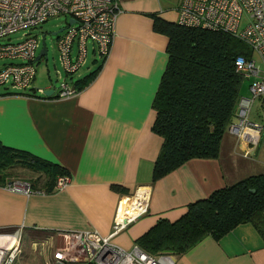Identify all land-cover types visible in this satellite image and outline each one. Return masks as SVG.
<instances>
[{"label": "crops", "instance_id": "0c3cea01", "mask_svg": "<svg viewBox=\"0 0 264 264\" xmlns=\"http://www.w3.org/2000/svg\"><path fill=\"white\" fill-rule=\"evenodd\" d=\"M116 1L120 12L110 53L102 61L91 51L94 67L74 78L73 85L97 72L77 94L59 98L56 92L44 97L29 95L30 91L4 94L11 89H0V143L56 164L71 177L68 186L50 193L24 195L0 185V232L21 228L22 252L14 264H27V252L37 246L45 264L55 263L60 232L97 231L129 250L157 219L174 221L189 203L264 173V146L253 147L226 130L216 158L189 159L152 183L162 144L152 131V103L167 63L168 44L167 36L154 29L153 17L174 22L179 0L170 18L160 0ZM248 95V89L240 91V96ZM258 101L264 108V101ZM256 102L249 115L253 122ZM17 170L8 179L30 180L41 191L50 185L47 174ZM141 186L150 191L148 212L113 234L120 199ZM126 202L124 198L119 215ZM172 257L174 264H264V238L251 223H241L218 239L206 236Z\"/></svg>", "mask_w": 264, "mask_h": 264}, {"label": "built area", "instance_id": "2783aa9c", "mask_svg": "<svg viewBox=\"0 0 264 264\" xmlns=\"http://www.w3.org/2000/svg\"><path fill=\"white\" fill-rule=\"evenodd\" d=\"M119 12L116 0H0V60H19V63L0 66V88L24 93L33 87L39 40L29 31L50 17L65 15L68 21L55 42L60 65V69H56V79L60 84L58 88L50 86V89L59 98L77 94L79 90L73 85L72 78L87 62L88 42L92 44V52L104 61L112 47ZM176 12V24L229 33L249 47L252 53L249 58L237 56L234 60L236 71L243 79L250 80L249 95L238 98L234 120L227 131L236 138L247 139L253 147L264 143V125L249 118L253 103L264 101V0H179ZM18 32L21 33L19 40H7ZM254 54L260 58L261 66H257ZM45 90L49 88H36L35 94L47 97ZM70 181V175H58L53 189H64ZM2 186L24 195L44 192L35 189L30 180L11 179ZM124 198L126 207L119 216ZM149 199V189L142 186L131 196L122 197L113 234L145 215ZM56 234L55 263L46 264H174L172 255L149 254L138 245L126 250L114 244L110 236H102L97 231ZM21 252V228L11 233L0 232V264H14Z\"/></svg>", "mask_w": 264, "mask_h": 264}, {"label": "trees", "instance_id": "16d2710c", "mask_svg": "<svg viewBox=\"0 0 264 264\" xmlns=\"http://www.w3.org/2000/svg\"><path fill=\"white\" fill-rule=\"evenodd\" d=\"M153 27L167 36L168 44L167 63L152 103V131L162 138L152 183L189 159L218 156L243 80L234 60L252 55L242 40L222 31L182 26L156 15ZM96 72L77 81L76 88L83 89ZM36 88L28 89L29 95L38 96ZM4 94L20 93L11 89ZM21 168L49 175L47 193L54 191L56 176L67 174L56 164L0 143V185ZM241 223H251L264 238V173L247 176L189 203L174 221L157 219L135 243L149 254L182 255L206 236L218 239Z\"/></svg>", "mask_w": 264, "mask_h": 264}, {"label": "rangeland", "instance_id": "374dc122", "mask_svg": "<svg viewBox=\"0 0 264 264\" xmlns=\"http://www.w3.org/2000/svg\"><path fill=\"white\" fill-rule=\"evenodd\" d=\"M178 0H160V5L164 10H168L169 14H167V17L170 18L173 16L172 10L177 5ZM68 21V17L65 15H58L50 17L48 20H46L44 23L36 26L35 28L30 29V34L35 35L39 40V47L36 51L38 54L42 37L44 36V41L47 49V58L41 57L40 60L35 61V69H36V77L33 82V85L36 87H47V86H54L55 88H58L60 81L56 79V69H60L59 61H58V52L56 49V39L58 36H60L61 32L56 33L61 28H64L66 26V23ZM243 25V22H242ZM21 38V33H15L9 36L7 40L11 42H16ZM6 40V39H5ZM92 44L88 42V48L89 53L87 55V66H83L80 71L73 76V78H77L78 75H82L83 73L87 72V69H91L94 67L90 64V60L92 59ZM253 58L256 60L257 66H261L262 62L260 58L257 56V54L253 55ZM6 63H19L18 59L15 60H9V59H2L0 60V66ZM88 67V68H87ZM250 83L249 79H243L241 83V91L243 93L247 92L248 85ZM3 89V88H0ZM249 94V92H248ZM255 103L257 106L254 108L252 112L253 119H255L256 123L264 125V108H262V103L260 101L256 100ZM259 146H264V143H260ZM19 171L20 176L22 177H29L28 172H25L26 174H22V172ZM21 250H22V243H21ZM28 258H27V264H30L31 262H38V264H45V260L42 257V249L41 246H37L35 248H32L30 251L27 252ZM20 256V255H19ZM19 258V257H18ZM49 260V259H48ZM17 261V260H16ZM15 261V262H16ZM26 264V263H25Z\"/></svg>", "mask_w": 264, "mask_h": 264}, {"label": "water", "instance_id": "95a60500", "mask_svg": "<svg viewBox=\"0 0 264 264\" xmlns=\"http://www.w3.org/2000/svg\"><path fill=\"white\" fill-rule=\"evenodd\" d=\"M70 23L72 22V20L69 21ZM63 29L61 28L59 31H57L56 33L61 32ZM41 57H44L45 59L47 58V49H46V45H45V41H44V36L42 37V42H41V47L40 50L38 52V54L35 57V60L38 61L41 59ZM53 93V89H49V90H45V94L46 96H51Z\"/></svg>", "mask_w": 264, "mask_h": 264}, {"label": "bare ground", "instance_id": "6f19581e", "mask_svg": "<svg viewBox=\"0 0 264 264\" xmlns=\"http://www.w3.org/2000/svg\"><path fill=\"white\" fill-rule=\"evenodd\" d=\"M127 203V202H126ZM126 205V204H125ZM120 206H121V204H120ZM119 210H120V207H119ZM123 215V214H122ZM122 215H119V216H122Z\"/></svg>", "mask_w": 264, "mask_h": 264}]
</instances>
